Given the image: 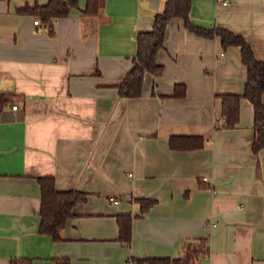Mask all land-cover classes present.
I'll return each instance as SVG.
<instances>
[{
	"label": "crops",
	"instance_id": "obj_1",
	"mask_svg": "<svg viewBox=\"0 0 264 264\" xmlns=\"http://www.w3.org/2000/svg\"><path fill=\"white\" fill-rule=\"evenodd\" d=\"M48 1L0 0V93L8 99L0 111V264L181 259L201 241L195 264H264V149L252 150V103L241 100L236 127L215 126L217 95L245 88L240 46L223 47L174 17L158 53L162 75L147 72L141 96L121 97L137 34L153 27L165 0H102L94 15L79 0L38 30L41 16L19 8ZM191 19L243 36L264 61V0H192ZM171 136L205 142L174 149ZM39 176L88 196L59 242L38 233ZM139 199L156 201L142 217ZM122 215L134 217L128 246L119 240Z\"/></svg>",
	"mask_w": 264,
	"mask_h": 264
},
{
	"label": "trees",
	"instance_id": "obj_2",
	"mask_svg": "<svg viewBox=\"0 0 264 264\" xmlns=\"http://www.w3.org/2000/svg\"><path fill=\"white\" fill-rule=\"evenodd\" d=\"M79 0H49L46 4L26 5L19 8L21 12L40 15L42 20L52 24L55 20L66 17L72 8L78 7ZM102 0H87L85 13L94 15L99 11ZM192 0H165V7L154 17V24L150 30L140 31L137 34V53L133 66L123 81L118 84L121 97H139L142 95L144 78L147 72L155 77L162 75L164 67L158 62L159 50L164 47V40L168 23L174 17H181L185 26L202 37H219L223 47L240 46L242 61L247 68V80L243 93H220L217 96L222 102V123L217 120L216 128H234L240 121V103L243 98L248 99L254 109L255 137L252 144L254 153L264 149V61L256 58L251 45L246 39L224 28H206L195 24L191 19ZM184 95L175 90L174 96ZM8 102L5 94L0 93V111ZM170 146L174 149H195L204 145L202 136H171ZM41 187V222L38 233L49 236L54 242L62 240L61 233L68 221L74 216V208L87 201V193L78 189L58 190L55 187L53 176H39ZM141 212L144 216L155 204L151 199H139ZM134 217L122 215L117 219L119 240L130 245L132 239V223ZM204 241L199 247L189 251L181 259H146L133 261L132 264H195L196 259L203 251ZM205 251V250H204ZM10 264H33L28 258L11 259ZM55 264H70L68 259H57Z\"/></svg>",
	"mask_w": 264,
	"mask_h": 264
},
{
	"label": "built area",
	"instance_id": "obj_3",
	"mask_svg": "<svg viewBox=\"0 0 264 264\" xmlns=\"http://www.w3.org/2000/svg\"><path fill=\"white\" fill-rule=\"evenodd\" d=\"M34 24L37 26L38 30H48L49 29V23L43 22L40 18L34 19ZM16 107H17L16 105H13L14 109H16ZM223 120H224L223 118H220L219 122L222 123ZM110 201L115 203V204L119 203V200L114 199V198H111Z\"/></svg>",
	"mask_w": 264,
	"mask_h": 264
}]
</instances>
